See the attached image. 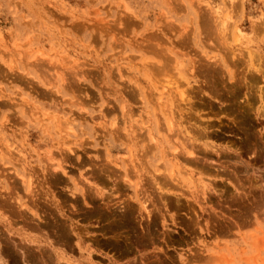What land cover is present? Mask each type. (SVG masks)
<instances>
[{"label": "rangeland", "instance_id": "rangeland-1", "mask_svg": "<svg viewBox=\"0 0 264 264\" xmlns=\"http://www.w3.org/2000/svg\"><path fill=\"white\" fill-rule=\"evenodd\" d=\"M263 79L264 0H0V264H264Z\"/></svg>", "mask_w": 264, "mask_h": 264}, {"label": "bare ground", "instance_id": "bare-ground-1", "mask_svg": "<svg viewBox=\"0 0 264 264\" xmlns=\"http://www.w3.org/2000/svg\"><path fill=\"white\" fill-rule=\"evenodd\" d=\"M236 37L237 38H240V34H239V32H238V30H237V32H236ZM166 65V64H165ZM168 65V64H167ZM161 68V67H160ZM257 70V69H256ZM161 75H162V73H161ZM264 80V79H263ZM254 84V83H253ZM183 93V92H182ZM184 99H185V97H184ZM189 121V120H188ZM207 138V137H206ZM256 138H254V140H255ZM260 140V139H259ZM258 142V141H257ZM260 143V142H259ZM258 145V144H257ZM258 147V146H257ZM264 149V148H263ZM262 151H264V150H262ZM186 153H187V151H186ZM188 156H193V151H189L188 153ZM194 182V181H193ZM145 210V209H144ZM147 215H148V212H147Z\"/></svg>", "mask_w": 264, "mask_h": 264}]
</instances>
